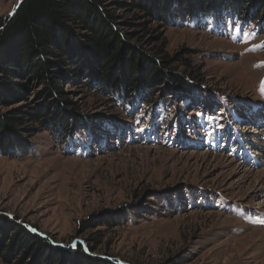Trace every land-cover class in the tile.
<instances>
[{"label":"rangeland","instance_id":"obj_1","mask_svg":"<svg viewBox=\"0 0 264 264\" xmlns=\"http://www.w3.org/2000/svg\"><path fill=\"white\" fill-rule=\"evenodd\" d=\"M21 1L0 0V23ZM105 2L118 34H136L130 45L178 58L170 69L190 89L126 101L64 82L87 123L0 156V218L111 264H264L263 14L208 11L166 26ZM33 96L22 107L37 106ZM21 105L0 103V117Z\"/></svg>","mask_w":264,"mask_h":264},{"label":"trees","instance_id":"obj_2","mask_svg":"<svg viewBox=\"0 0 264 264\" xmlns=\"http://www.w3.org/2000/svg\"><path fill=\"white\" fill-rule=\"evenodd\" d=\"M115 6L128 11L131 19L141 14L166 26L174 25L178 16L208 11L250 16L253 12L255 19L261 13L264 22V0H118ZM113 12L105 0H22L9 20L0 23V103L7 109L34 95L37 105L22 104L0 117V156L25 152L40 131L65 136L87 123L65 98L64 82L87 80L97 91L126 101L162 88L173 95L190 89L185 76L170 69L178 58L165 60L161 50L151 55L130 45L136 34H126L127 41L120 36ZM131 19L125 22L128 28L142 27ZM118 216L109 218L115 222ZM26 229L0 218L3 264H26L24 257L36 254L33 264H111L91 258L81 248L67 253Z\"/></svg>","mask_w":264,"mask_h":264},{"label":"snow or ice","instance_id":"obj_3","mask_svg":"<svg viewBox=\"0 0 264 264\" xmlns=\"http://www.w3.org/2000/svg\"><path fill=\"white\" fill-rule=\"evenodd\" d=\"M260 92L262 95H264V81L261 82ZM72 247H75V245H72Z\"/></svg>","mask_w":264,"mask_h":264},{"label":"bare ground","instance_id":"obj_4","mask_svg":"<svg viewBox=\"0 0 264 264\" xmlns=\"http://www.w3.org/2000/svg\"><path fill=\"white\" fill-rule=\"evenodd\" d=\"M257 112H258V111H257ZM257 112H256V113H257ZM243 121H244V120H243ZM248 122H250V121H247V123H248ZM251 123H252V121H251L249 124H251ZM243 124H244V122H243ZM249 124H248V125H249ZM263 175H264V174H263ZM258 176H262V174L258 172Z\"/></svg>","mask_w":264,"mask_h":264},{"label":"water","instance_id":"obj_5","mask_svg":"<svg viewBox=\"0 0 264 264\" xmlns=\"http://www.w3.org/2000/svg\"><path fill=\"white\" fill-rule=\"evenodd\" d=\"M102 258H104V259L108 260V259H107V258H105V257H102Z\"/></svg>","mask_w":264,"mask_h":264}]
</instances>
